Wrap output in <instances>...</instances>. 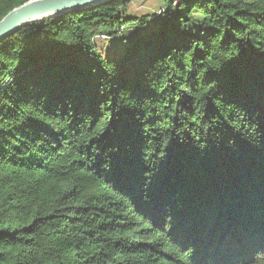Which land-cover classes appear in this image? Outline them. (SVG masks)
<instances>
[{
  "label": "trees",
  "instance_id": "obj_1",
  "mask_svg": "<svg viewBox=\"0 0 264 264\" xmlns=\"http://www.w3.org/2000/svg\"><path fill=\"white\" fill-rule=\"evenodd\" d=\"M162 1L0 41V264H264V0Z\"/></svg>",
  "mask_w": 264,
  "mask_h": 264
},
{
  "label": "water",
  "instance_id": "obj_2",
  "mask_svg": "<svg viewBox=\"0 0 264 264\" xmlns=\"http://www.w3.org/2000/svg\"><path fill=\"white\" fill-rule=\"evenodd\" d=\"M115 0H29L0 19V41L20 28L74 11L89 10Z\"/></svg>",
  "mask_w": 264,
  "mask_h": 264
},
{
  "label": "rangeland",
  "instance_id": "obj_3",
  "mask_svg": "<svg viewBox=\"0 0 264 264\" xmlns=\"http://www.w3.org/2000/svg\"><path fill=\"white\" fill-rule=\"evenodd\" d=\"M244 1H254V0H244ZM163 7L162 0H132V2L128 5L126 10V15L131 17H149L150 15H158L161 12ZM145 31L149 32L151 30V26L146 24ZM140 31L143 29H139ZM129 32H135L134 29H130ZM124 35V34H123ZM100 36V35H99ZM103 38H96L95 42L99 46V50L101 51V55L103 57H119L123 52V43L119 38L111 39L108 36L103 35ZM106 37V38H105Z\"/></svg>",
  "mask_w": 264,
  "mask_h": 264
},
{
  "label": "crops",
  "instance_id": "obj_4",
  "mask_svg": "<svg viewBox=\"0 0 264 264\" xmlns=\"http://www.w3.org/2000/svg\"><path fill=\"white\" fill-rule=\"evenodd\" d=\"M138 32H131V34H129V37L130 38H132V37H134V34H137ZM100 53H101V51H100ZM101 56H103V55H101Z\"/></svg>",
  "mask_w": 264,
  "mask_h": 264
},
{
  "label": "built area",
  "instance_id": "obj_5",
  "mask_svg": "<svg viewBox=\"0 0 264 264\" xmlns=\"http://www.w3.org/2000/svg\"><path fill=\"white\" fill-rule=\"evenodd\" d=\"M104 36H100V38H103ZM106 38V37H105Z\"/></svg>",
  "mask_w": 264,
  "mask_h": 264
}]
</instances>
